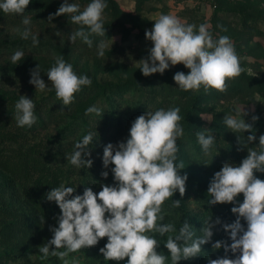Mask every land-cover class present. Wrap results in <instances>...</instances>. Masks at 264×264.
Here are the masks:
<instances>
[{
  "label": "rangeland",
  "instance_id": "374dc122",
  "mask_svg": "<svg viewBox=\"0 0 264 264\" xmlns=\"http://www.w3.org/2000/svg\"><path fill=\"white\" fill-rule=\"evenodd\" d=\"M91 2L68 0L70 4H79L81 11ZM63 3L64 0H32L23 15L5 14L0 10V264H63L51 255L42 259L43 254L39 252V247L53 238L51 228L58 227L59 206L53 205L54 219H44V216L41 219L43 211L33 204L26 192H40L42 180L52 182L54 179L76 189L73 195H82L88 187L99 193L102 185H114V165L107 169L103 166L104 148L109 143L126 142L132 123L147 111L180 108L184 136L177 140L176 163L183 161L185 170L191 165L188 161L197 158L193 153L200 144L197 132L215 136L213 146L216 148H210L205 156L202 154L207 158H212L215 152L219 154L223 148L226 150L228 145L239 143L237 137L227 138L226 134L242 136L245 145L242 160L248 156V148L260 151L259 136L264 135V0H106L108 7L103 14L106 33L91 35L92 47L79 37L75 43L69 39L81 27L71 23V14L48 21L49 15L56 13ZM160 14H172L185 24H195L197 31L200 24H209L215 39L230 37L245 71L228 80L225 92L206 91L203 85L199 90L179 88L174 74L190 72L183 64L170 65L163 74L145 77L139 61L149 57L153 47L145 32L153 28ZM25 16L31 18V33L40 41L37 46L33 45L31 35L28 39L21 36ZM101 41L108 45L103 57L97 54ZM16 51H23L24 57L14 64L10 58ZM60 56L73 65L78 75H87L92 80L91 86H83L75 94L69 106H64L56 97L46 74ZM38 66L40 77L48 86L43 91L29 82L32 70ZM24 95L35 104L40 103L35 107L37 120L31 128L19 127L15 118V105ZM90 106L101 109L102 115H85ZM188 115L192 116V123ZM225 116L244 118L252 124L256 141L247 142L253 131L227 133ZM253 116L259 119L253 121ZM223 131L226 133L216 136ZM89 132L94 133L89 145L91 156L85 159L93 161L92 167L72 165L67 157L76 151L75 144L82 142ZM104 132L111 138L106 142L100 137ZM218 158L217 171L226 162L240 164L234 158ZM103 171H108L107 178L101 175ZM217 171L197 165L195 181L209 188ZM255 175L264 180V173ZM243 199V194L237 197L240 203ZM195 203L192 198L188 206L193 215L197 211ZM165 205H168L166 201L162 207ZM147 234L154 236L160 245L161 240L154 232ZM107 242L105 237L96 246L70 253L67 259L77 258L80 264H127V258L105 261L99 249ZM213 243L211 240L202 245L193 264H209V258L226 255L223 248L214 249ZM166 264L169 263L166 261Z\"/></svg>",
  "mask_w": 264,
  "mask_h": 264
},
{
  "label": "clouds",
  "instance_id": "9594fccd",
  "mask_svg": "<svg viewBox=\"0 0 264 264\" xmlns=\"http://www.w3.org/2000/svg\"><path fill=\"white\" fill-rule=\"evenodd\" d=\"M31 2L0 0V10L5 14L23 15ZM107 7L106 0H92L81 11L79 4H70L64 0L57 12L49 15L48 21L71 14V23L81 27L69 39L75 43L79 37L92 47L93 41L89 37L93 34L104 36L106 33L103 14ZM22 23L25 26L22 38L28 39L31 35L33 45L37 46L40 41L38 36L31 33V18L25 16ZM210 27L209 24H200L197 31L195 24H185L172 14H160L153 28L145 32L153 47L149 57L139 61L142 74L145 77L155 73L163 74L170 65L183 64L190 72H176L173 77L182 90H199L203 85L206 91H227L228 80L238 77L245 69L241 67L230 37L220 36L215 39ZM107 46L105 41L100 42L98 56H104ZM23 57V51H16L10 59L15 64ZM40 72L39 66L32 70L29 82L43 91L48 86L41 79ZM46 74L55 89L56 97L62 100L64 106L74 102L75 94L83 86L92 84L87 75H78L73 65L67 63L63 56L56 58L55 65ZM35 107L33 99L26 95L20 96L15 105V118L19 127L31 128L35 124ZM92 113L99 116L102 110L90 106L85 115ZM237 117L225 116L224 122L230 130L253 131L252 124ZM181 119L179 107L147 111L132 123L130 138L126 142L107 144L103 152V166L107 169L109 165H114V185H102L99 193L88 187L82 195L74 196L76 189L61 184L46 194L48 201H54L59 206L61 215L57 218L58 227L51 228L53 238L39 247L42 259L51 255L58 257L63 264H80L77 258L69 261V254L96 246L107 237L108 242L99 249L105 261H123L127 258V264H166L168 257L157 251L158 240L147 233L156 232L160 236L176 233L174 224H158V221L164 219L160 215L164 202L177 191L181 197L186 192L188 175H181L184 163H176L179 151L177 140L184 136ZM258 119V116L252 117L253 121ZM93 135L89 132L82 142L75 144L76 151L67 157L68 162L80 168L92 167L93 161L85 157L91 156L89 145L93 142ZM196 135L204 153L209 154L215 136L206 135L205 131L197 132ZM256 139L253 131V135L247 137V142L252 143ZM258 145L260 151L248 148V156L239 165L226 162L214 174L209 185V205H238L231 209L237 216L235 222L223 225L232 243H213L214 249L223 248L226 255L217 259L209 258V264H264V180L255 175L256 172L264 173V135L259 136ZM101 175L107 178L109 173L103 171ZM240 194L244 197L242 203L237 200ZM180 206L181 200H174L173 207ZM242 219L247 222L246 229L241 223ZM220 223L219 219L215 224L206 221L203 235L194 239L195 234L186 220L178 234L168 235L164 246L169 250L171 264L197 257L202 251V245L211 242L213 228ZM228 252L239 254L230 258Z\"/></svg>",
  "mask_w": 264,
  "mask_h": 264
},
{
  "label": "trees",
  "instance_id": "16d2710c",
  "mask_svg": "<svg viewBox=\"0 0 264 264\" xmlns=\"http://www.w3.org/2000/svg\"><path fill=\"white\" fill-rule=\"evenodd\" d=\"M37 103L35 104L36 106L40 104V103L38 104ZM188 120L190 123L194 121L191 115H188ZM189 130L191 131V128H189ZM230 131L232 130L227 129L226 132L228 133ZM226 132L223 131L222 133L216 134V136H222V134ZM100 137H102L103 142H106L108 139H111L108 137V134H106V132H104V134L101 135ZM226 137L227 138L237 137L239 139V143L228 145L226 150H224L223 148L219 154L218 152H215L214 155L212 154L213 155L212 158L204 157L206 154L202 150V146L200 144L196 146L195 152L193 153L194 155H196L197 158H195L194 161H188L191 165H189V167L186 168V170L185 169L181 170V175H184L185 173L188 175V180L186 182L185 195L181 197L179 194V191H177L172 197L166 200L168 205H165L162 207V211L160 215H163L164 219L162 221H158V224L172 223L175 225V228H176V233H166L164 236H160L159 233L154 232L156 237L159 240H161V243L159 247L157 248V251H161L168 257L167 263L169 264H171V257H170L169 250L164 246V244L166 243L168 235L174 236L178 234L179 229L183 226V223L186 220L192 227L191 230L195 234L193 237L195 239L202 235L201 234L202 229L204 226H206L205 225L206 221L210 220L211 223L215 224V221L219 219L221 223L216 224L215 227L213 228V233H214L212 237L213 242L227 241L229 245L232 243L230 235L224 230L223 225L231 224L235 222V220L237 219V216L232 213L231 211L232 208H230V205L229 207L227 206L228 203L221 204L220 208H215L220 204L209 205L208 201L211 199V197L208 195V188L201 186L198 182H196L197 174H195L194 172L197 165H203V167L207 168V170L209 169V170L217 171V165L220 164V162L218 161L219 159L218 157H223V156L225 157V159L234 158V160L241 163L242 158L244 157L243 155H244V146H245L242 136H238V135L229 136V134H226ZM213 147L214 146H212L211 149H213ZM202 154H204V156ZM218 169H221V168H218ZM41 183H42L41 185L43 186L41 188L42 190H40V192L32 191L29 194L28 192H26L27 197L29 196L32 199L33 204L36 205L38 209H41L43 211L44 214L41 212V215H40L41 219H42V216H44V219L46 218L54 219L56 210L54 209L53 205L55 204V202L48 201L46 199V194L50 192L52 188H56L57 186L59 187L61 183L55 179L52 182L48 180H42ZM192 198H195L196 200L195 205L197 207V211L195 212L194 215L191 214V212L188 209L189 202L191 201ZM174 200H181V206L179 208L173 207ZM232 205L233 207L235 206L234 204ZM241 223L244 224V227L246 229L247 222L245 221L244 223V221H241ZM228 253H229V257H234V258L236 255L239 254V253L233 254L231 252H228ZM195 261H196V257L189 259V260H181L179 264H193Z\"/></svg>",
  "mask_w": 264,
  "mask_h": 264
}]
</instances>
